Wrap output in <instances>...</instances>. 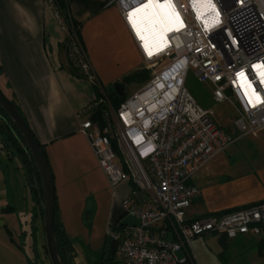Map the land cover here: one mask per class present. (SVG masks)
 I'll list each match as a JSON object with an SVG mask.
<instances>
[{
	"label": "built area",
	"instance_id": "obj_1",
	"mask_svg": "<svg viewBox=\"0 0 264 264\" xmlns=\"http://www.w3.org/2000/svg\"><path fill=\"white\" fill-rule=\"evenodd\" d=\"M47 1L67 32L65 49L71 68L95 83L75 27L66 23L54 0ZM110 2L118 7L150 73L117 109L106 96L99 101L104 107L103 126L86 120L80 127L111 187L132 184L130 195L119 202L117 221L131 216L140 224L108 231L118 241L120 264H195L189 245L207 233L228 239L264 238V201L186 218L199 195L189 183L191 177L238 135L255 134L264 127V103H255L254 98L249 103L237 77L244 72L264 98V84L253 68L264 65V0H173L183 26L173 25L164 39L150 42L151 56L128 19L146 0ZM190 70L198 82L212 87L215 102L225 101L234 109L237 136L219 127L212 109L201 105L187 89Z\"/></svg>",
	"mask_w": 264,
	"mask_h": 264
},
{
	"label": "crops",
	"instance_id": "obj_2",
	"mask_svg": "<svg viewBox=\"0 0 264 264\" xmlns=\"http://www.w3.org/2000/svg\"><path fill=\"white\" fill-rule=\"evenodd\" d=\"M66 5V23L76 25L95 83L71 68L65 49L67 32L47 0H0V91L18 108L42 147L63 232L73 240L81 238L85 250L100 251L110 224L120 216L119 202L130 195L132 184L111 187L80 127L91 121L97 106L103 107L99 101L105 97L104 90L144 68L143 59L110 0H66ZM0 125H5L1 117ZM242 136L249 141L246 168L233 176L239 195L220 209H204V190L194 176L215 156L189 181L199 195L187 209V220L264 201V127L236 140ZM5 138L0 133V264H47L36 169L28 158L22 162L11 152ZM77 245L73 248L78 256L85 250ZM83 257L87 260L85 253Z\"/></svg>",
	"mask_w": 264,
	"mask_h": 264
},
{
	"label": "rangeland",
	"instance_id": "obj_3",
	"mask_svg": "<svg viewBox=\"0 0 264 264\" xmlns=\"http://www.w3.org/2000/svg\"><path fill=\"white\" fill-rule=\"evenodd\" d=\"M141 66H145L143 60H141ZM185 85L201 105L212 109L214 120L222 129L233 137L239 134L234 125V109L225 101L215 102L211 96L212 87L206 83L198 82L194 76L193 70L189 71ZM140 86L139 83L125 84V97L132 95ZM248 141V136H242L236 140V142H232L223 152L207 163L204 168L198 171L194 176L195 182L204 190V209L208 211L220 209L228 205L239 195L240 192L237 189L238 183L233 176L236 175L239 170L242 171L246 168L248 160L246 148L248 146ZM31 186H33V183ZM27 187L30 190L28 184ZM27 200L29 201L30 198H27ZM20 202L21 205H25L21 199ZM26 203V210H30V205L31 208L34 205V201L32 202V200L31 203L27 201ZM14 220H18L16 216ZM28 221H30V218ZM41 230L42 225L40 223V231ZM32 239L31 235V241H33ZM75 243H79V245L75 247H82L83 250L86 249L81 238L76 239ZM189 249L195 264H264V257L257 255L256 247L250 244H244L241 238L228 239L227 247H223L218 242L217 235L207 233L192 240ZM84 253L87 260L82 259L84 258ZM84 253H80L78 256L74 254L73 260L75 264H98L100 251L85 250ZM72 254L73 252L71 255ZM80 255L81 257H79ZM177 255L181 257L184 253L180 251L177 252ZM118 258L120 260L119 256ZM47 264H50L48 257Z\"/></svg>",
	"mask_w": 264,
	"mask_h": 264
},
{
	"label": "trees",
	"instance_id": "obj_4",
	"mask_svg": "<svg viewBox=\"0 0 264 264\" xmlns=\"http://www.w3.org/2000/svg\"><path fill=\"white\" fill-rule=\"evenodd\" d=\"M54 4L59 8L61 11L62 15L67 18V5H66V0H54ZM73 26L76 29V25L73 23ZM77 32V30H76ZM150 78V73L148 70L142 68L133 71L132 73L124 76L121 79V84L124 86L125 84H130V83H139L140 85L144 84L148 79ZM105 96L108 98L111 106L114 109H117L120 103L124 100L125 97H120L118 96L113 88H109L108 90H104ZM102 105L100 104L97 106L95 112L92 114L91 121L94 123H97L100 126H103V118H102ZM0 114L6 117V114L3 112V110L0 108ZM13 132L16 134L14 136L12 131H10L6 125H0V133L5 134V141L9 145L11 152L16 153L18 156L21 157L22 162H27V158L32 162L33 160L29 154V151L25 147L24 141L21 139V136L17 129L12 126ZM20 143L23 144V146L20 145ZM40 145V144H39ZM41 147V145H40ZM42 150V147H41ZM43 152V150H42ZM44 155V153H43ZM45 157V156H44ZM46 160V158H45ZM47 162V161H46ZM48 165V164H47ZM34 167V164H33ZM49 167V166H48ZM35 168V167H34ZM51 173V172H50ZM35 175H36V181H37V186H38V191L41 193V182H40V177L35 170ZM52 177V174H51ZM53 178V177H52ZM53 182V180H52ZM54 189V187H53ZM32 191L34 194L36 193V187L33 185ZM255 204V203H254ZM253 204H248L246 206H242L240 208L248 207ZM236 208V209H240ZM231 209L227 210L224 212L236 210ZM221 212V213H224ZM53 228H54V233H55V238H56V243H57V250L58 254L63 262V264H75L73 257H74V248L73 244L76 242V240L71 239L68 235H66L62 228L61 224L58 220V215H57V207H56V200H55V215H54V223H53ZM121 227L118 224V221H114L113 223L110 224L109 230L111 232H115L119 230ZM236 238H241V241L244 242V244H250L251 246H255L257 249L258 255H263L264 254V238H257V237H247L244 239V236H238ZM235 239V238H234ZM227 240L224 235H218V242L223 246L227 247ZM46 250V249H45ZM118 241L113 239L109 233H107L104 237L103 244L100 249V255L98 257V264H120V260L118 258ZM73 254L71 255V253ZM47 254V251H46ZM48 257V256H47Z\"/></svg>",
	"mask_w": 264,
	"mask_h": 264
},
{
	"label": "water",
	"instance_id": "obj_5",
	"mask_svg": "<svg viewBox=\"0 0 264 264\" xmlns=\"http://www.w3.org/2000/svg\"><path fill=\"white\" fill-rule=\"evenodd\" d=\"M115 93L124 97V86L116 82L113 86ZM0 108L6 114V117L0 114L1 119L10 131H13L14 126L19 132L21 139L25 143L26 149L33 160L34 167L40 177L41 195H42V224L45 239V249L50 264H63L57 250V243L53 228L55 215V197L53 190V182L49 167L39 145L31 129L27 125L18 108L8 100L0 91ZM7 145L5 139H2ZM119 226L124 225H139L140 221L134 217L127 216L119 221Z\"/></svg>",
	"mask_w": 264,
	"mask_h": 264
},
{
	"label": "snow or ice",
	"instance_id": "obj_6",
	"mask_svg": "<svg viewBox=\"0 0 264 264\" xmlns=\"http://www.w3.org/2000/svg\"><path fill=\"white\" fill-rule=\"evenodd\" d=\"M153 9L149 19L154 24L161 25L160 34L161 39H163V33L166 31H173V25L183 26V21L180 18L179 12L176 10L173 0H148L147 4L142 5L141 8L135 9L132 13H129L128 19L132 22L133 27L137 30V35H140L139 24L143 23L144 18L140 17L146 9ZM178 30V29H175ZM141 39L143 37L141 36ZM145 49L148 51V55L151 56L153 53L148 50V45L145 44ZM254 69L257 70L258 77L261 84H264V65H254ZM237 77L241 80V87L245 88V94L249 96V103H253V98L255 103H264V98L260 97L259 93L252 88L250 81H247L246 74L244 72L237 73ZM251 89V92L248 91Z\"/></svg>",
	"mask_w": 264,
	"mask_h": 264
},
{
	"label": "bare ground",
	"instance_id": "obj_7",
	"mask_svg": "<svg viewBox=\"0 0 264 264\" xmlns=\"http://www.w3.org/2000/svg\"><path fill=\"white\" fill-rule=\"evenodd\" d=\"M147 3H148V0H146L145 4H147ZM152 12H153V9L149 8V9H146L143 13L140 14V17L144 18L143 23L139 24L140 35H137V30H136V28L133 27V24H132L135 36L139 37L140 40H142V42L144 44V47H145V44L148 45L152 41H156V40L160 41V40H162L161 39V34H160L161 25L154 24L149 19V17H150ZM169 32L170 31H166V32L163 33V39H164L165 35L167 33H169ZM141 36L143 37V39H141Z\"/></svg>",
	"mask_w": 264,
	"mask_h": 264
},
{
	"label": "flooded vegetation",
	"instance_id": "obj_8",
	"mask_svg": "<svg viewBox=\"0 0 264 264\" xmlns=\"http://www.w3.org/2000/svg\"><path fill=\"white\" fill-rule=\"evenodd\" d=\"M13 132V131H12ZM13 135L16 136V134L13 132Z\"/></svg>",
	"mask_w": 264,
	"mask_h": 264
}]
</instances>
